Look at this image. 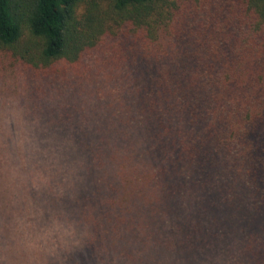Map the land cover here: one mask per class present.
<instances>
[{
    "label": "trees",
    "instance_id": "obj_1",
    "mask_svg": "<svg viewBox=\"0 0 264 264\" xmlns=\"http://www.w3.org/2000/svg\"><path fill=\"white\" fill-rule=\"evenodd\" d=\"M81 1L0 0V70L89 162L79 264H264V0Z\"/></svg>",
    "mask_w": 264,
    "mask_h": 264
},
{
    "label": "clouds",
    "instance_id": "obj_2",
    "mask_svg": "<svg viewBox=\"0 0 264 264\" xmlns=\"http://www.w3.org/2000/svg\"><path fill=\"white\" fill-rule=\"evenodd\" d=\"M87 7H73L81 20ZM89 162L71 131L0 86V264H79L95 240L81 210Z\"/></svg>",
    "mask_w": 264,
    "mask_h": 264
},
{
    "label": "rangeland",
    "instance_id": "obj_3",
    "mask_svg": "<svg viewBox=\"0 0 264 264\" xmlns=\"http://www.w3.org/2000/svg\"><path fill=\"white\" fill-rule=\"evenodd\" d=\"M86 1L87 0H82L81 3L85 4ZM10 69H12V68H10ZM1 72L7 73V75H4L3 76V74H1ZM7 81L9 83H11V82L13 83V87H9V88L14 91V88H16L15 87V85H16L15 72H12L11 70L10 71L9 70H7V71H1L0 70V83H3V82L5 83ZM78 82L77 83H71V84L68 83V82H61V83L60 82H57L56 84H51L53 90H55V91H49V93H50L49 96H52L54 94L59 95V93H60V97L65 98L66 97L65 94L71 93V91L74 89V86L77 85ZM60 91H62V92H60ZM16 92H18V90H16ZM52 100H53L52 97H47L46 99H42L41 102L50 105L51 103H54V102H52ZM31 105L39 112V109H38L39 104H37V103L34 104L33 103ZM51 116H52V118H45V120L53 121V122H55V124L57 126H60V125L63 126L64 125V122H65L66 126L69 127V128H71L70 122L68 120H65V119H67L65 117V113H63V112L58 113V111H56L55 109H52ZM75 123H76V125H80L81 124V122L79 120H77ZM64 130L65 131H69V130H66V129H64ZM77 133H83V132L80 131V132H77Z\"/></svg>",
    "mask_w": 264,
    "mask_h": 264
}]
</instances>
